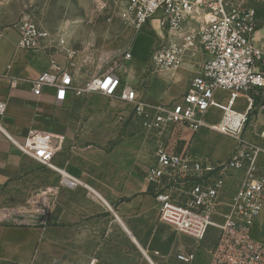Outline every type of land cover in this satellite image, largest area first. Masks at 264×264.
<instances>
[{"label":"crops","instance_id":"0c3cea01","mask_svg":"<svg viewBox=\"0 0 264 264\" xmlns=\"http://www.w3.org/2000/svg\"><path fill=\"white\" fill-rule=\"evenodd\" d=\"M248 5L256 8L255 41L264 48V0H249ZM140 38L138 49L143 51ZM17 39V30L3 29L0 99L7 101L8 109L2 123L21 144L32 142L36 149L49 150L52 166L0 135V264H182L179 251L195 253L192 264H210L217 230L212 228L200 242L160 222L155 188L146 174L156 160L159 140L173 152L190 150L215 161L226 159L236 141L182 125L158 140L133 119L131 104L101 93L70 92L60 103L52 88L37 96L26 80L48 70L52 57L60 59L50 49L20 50ZM206 57L202 50L189 51L181 68L151 77L144 98L150 102L179 98ZM257 68L264 71L262 59ZM133 71L138 75L137 69ZM134 81L140 87V80ZM249 96L255 108L246 137L264 131V90L240 94L235 107L245 111ZM40 138H47L48 145L38 142ZM62 171L78 185L63 183ZM241 177L235 172L229 179L219 198L220 211L228 210L230 191ZM253 236L264 244V207Z\"/></svg>","mask_w":264,"mask_h":264},{"label":"built area","instance_id":"2783aa9c","mask_svg":"<svg viewBox=\"0 0 264 264\" xmlns=\"http://www.w3.org/2000/svg\"><path fill=\"white\" fill-rule=\"evenodd\" d=\"M248 4L249 0H128L127 13L136 31L156 19L160 29L181 36L180 42L171 40L154 48L151 64L175 70L191 50H202L207 56L188 89L177 99L150 102L129 82L125 83L118 71L98 74L77 84L72 70L56 57L50 59L48 70L26 80L37 96L45 88L54 89L58 103L65 101L70 92L117 97L132 105L133 119L158 140L180 125L194 132L207 129L233 138L237 147L222 161L205 159L190 150L176 153L159 140L156 160L146 174L155 188L160 222L200 242L212 228L217 230L210 264H264V244L253 236L264 207V131L255 133L254 139L245 136L255 108L252 96L247 98L245 111L235 107L240 94L264 90V71L257 68L258 60L264 62V48L256 44L257 11ZM13 29L18 33V49L37 53L55 48L72 59L74 51L67 40L55 37L33 19L23 17ZM2 37L0 29V41ZM125 58H132L131 50ZM7 109V101L0 99V118ZM215 109L219 112L215 113ZM1 134L21 151L52 166L49 150L36 149L32 142L21 144L8 134L0 119ZM37 141L48 145L47 138ZM235 172L242 177L230 191L228 210L222 212L219 198ZM62 174L63 183L78 185L76 178L64 171ZM177 258L182 264H192L196 255L179 251Z\"/></svg>","mask_w":264,"mask_h":264},{"label":"rangeland","instance_id":"374dc122","mask_svg":"<svg viewBox=\"0 0 264 264\" xmlns=\"http://www.w3.org/2000/svg\"><path fill=\"white\" fill-rule=\"evenodd\" d=\"M127 4L128 0H0V29L14 28L23 17H29L55 37L67 40L74 51L72 59L55 48L50 50L72 70L77 84L98 74L118 71L125 83L144 94L143 90L149 92L152 76L173 70L151 64L152 51L171 40L180 42L181 36L160 29L157 21L136 31ZM140 36L143 51L138 49ZM128 50L132 52L131 59L125 58ZM186 62L187 59L182 65ZM139 80L140 87L133 83Z\"/></svg>","mask_w":264,"mask_h":264},{"label":"bare ground","instance_id":"6f19581e","mask_svg":"<svg viewBox=\"0 0 264 264\" xmlns=\"http://www.w3.org/2000/svg\"><path fill=\"white\" fill-rule=\"evenodd\" d=\"M207 17L210 18L211 16L208 15ZM155 21H157V20H155ZM155 21H154V22H155ZM157 22H158V21H157Z\"/></svg>","mask_w":264,"mask_h":264}]
</instances>
